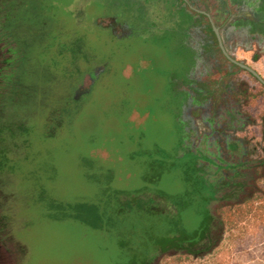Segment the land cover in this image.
I'll return each instance as SVG.
<instances>
[{
    "label": "rangeland",
    "instance_id": "1",
    "mask_svg": "<svg viewBox=\"0 0 264 264\" xmlns=\"http://www.w3.org/2000/svg\"><path fill=\"white\" fill-rule=\"evenodd\" d=\"M0 264H264V0H0Z\"/></svg>",
    "mask_w": 264,
    "mask_h": 264
},
{
    "label": "crops",
    "instance_id": "2",
    "mask_svg": "<svg viewBox=\"0 0 264 264\" xmlns=\"http://www.w3.org/2000/svg\"><path fill=\"white\" fill-rule=\"evenodd\" d=\"M114 19V18H113ZM127 28L124 29V33L128 34L127 37H133L135 35H139L142 31L143 28H139V27H135L133 28V26L129 25V24H126ZM113 30V29H112ZM162 31V30H161ZM114 33V32H113ZM115 34V33H114ZM116 35V34H115ZM117 37H120L119 35H116ZM121 38V37H120ZM105 67V66H104ZM104 67H99L100 69H103L102 71H104ZM101 71V72H102ZM100 72V73H101ZM100 73H98V75L94 78V80L92 81V83H95L96 82V79L97 77L100 76Z\"/></svg>",
    "mask_w": 264,
    "mask_h": 264
},
{
    "label": "trees",
    "instance_id": "3",
    "mask_svg": "<svg viewBox=\"0 0 264 264\" xmlns=\"http://www.w3.org/2000/svg\"><path fill=\"white\" fill-rule=\"evenodd\" d=\"M207 228H208V221H207V223L203 224V226L200 229L195 231L191 236H188V235L187 236H188V238L194 239L197 236H199V234H203ZM176 241H177V238H169L167 240V242H166L167 244H165L163 246L167 247V249H171L172 248V243H175Z\"/></svg>",
    "mask_w": 264,
    "mask_h": 264
},
{
    "label": "water",
    "instance_id": "4",
    "mask_svg": "<svg viewBox=\"0 0 264 264\" xmlns=\"http://www.w3.org/2000/svg\"><path fill=\"white\" fill-rule=\"evenodd\" d=\"M216 31V33H217V30H215ZM240 65V64H239ZM241 67H243V68H245V69H248L247 67H245V66H243V65H240ZM248 70H250V69H248ZM251 71V70H250ZM252 72V71H251ZM252 73H254V72H252Z\"/></svg>",
    "mask_w": 264,
    "mask_h": 264
}]
</instances>
